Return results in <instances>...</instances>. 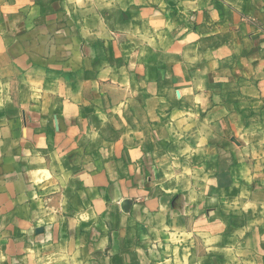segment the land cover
<instances>
[{
	"label": "crops",
	"instance_id": "1",
	"mask_svg": "<svg viewBox=\"0 0 264 264\" xmlns=\"http://www.w3.org/2000/svg\"><path fill=\"white\" fill-rule=\"evenodd\" d=\"M0 264H264V0H0Z\"/></svg>",
	"mask_w": 264,
	"mask_h": 264
}]
</instances>
